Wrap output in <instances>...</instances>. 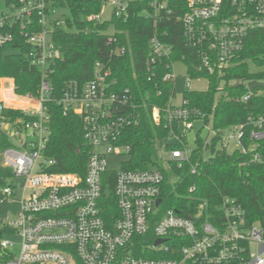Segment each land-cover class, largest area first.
Masks as SVG:
<instances>
[{"label": "built area", "instance_id": "1", "mask_svg": "<svg viewBox=\"0 0 264 264\" xmlns=\"http://www.w3.org/2000/svg\"><path fill=\"white\" fill-rule=\"evenodd\" d=\"M129 1L106 2L112 15L122 17L127 14ZM185 2L186 12L177 21L182 26L185 47L198 54L199 71L212 75L232 67L250 36L264 31V0ZM170 3L171 0H151L155 26L172 17ZM58 15L56 10H50L47 0H19L0 17V49L17 43L29 47L31 65L40 71L36 94L18 95L13 89L7 97L3 81H12L14 88V79L0 78V137L12 143L1 154V166L10 170L14 178L2 188L0 200L15 201L22 194L17 216L1 222L12 231L10 235L18 237L21 248L15 254L16 241L2 238L0 264H264V219L250 224L244 208L233 199L222 198L217 207L219 216L211 217L212 221L203 219L206 203L200 205L194 218L168 210L157 219L163 200L159 206L156 203L162 199L166 176L159 169H125L133 150L122 143V138L128 129L139 125L140 116L131 90L118 88L112 68L106 63L96 62L88 81L65 82L58 100L65 115L75 114L82 121L84 140L90 149L85 177L51 172L57 160L47 154V104L56 92V66L61 59V50L53 41L55 29L64 25ZM89 20L101 22V14ZM166 37L167 31L155 33L149 41L150 79L163 60H171L174 48L164 41ZM113 41L111 37L109 43ZM125 52L124 48L116 50L119 55ZM176 64L170 61L163 77V82L171 84L174 95L165 109L154 107L152 114L156 125L164 121L166 128H171L168 142L182 145L167 152L170 159L166 166L163 164L166 170L170 163L182 167L190 161L193 148L187 133L205 117L200 110L187 107L183 94L180 104H174L179 77ZM180 64L186 67V91H192L194 79L186 64ZM254 93L248 89L243 101H249ZM6 111L19 114L7 115ZM247 126H251L248 132ZM247 139L249 145L244 143ZM261 143L264 116L250 118L247 124L224 132L218 148L246 155L255 153ZM110 156L127 158L119 172L108 170ZM252 161H260L259 155L254 154ZM108 173L115 175L114 195L119 209L110 228L99 207ZM195 190L193 187L189 192ZM151 232L152 239L143 250L147 257L136 256L137 240ZM158 241L161 242L157 244Z\"/></svg>", "mask_w": 264, "mask_h": 264}, {"label": "trees", "instance_id": "2", "mask_svg": "<svg viewBox=\"0 0 264 264\" xmlns=\"http://www.w3.org/2000/svg\"><path fill=\"white\" fill-rule=\"evenodd\" d=\"M19 0H4L0 3L2 12ZM50 10H56L64 25L55 29L53 41L61 50V59L57 63L59 74L54 81L56 92L47 104L50 114V136L47 154L57 160L51 170L60 174H78L85 177L90 149L86 145L82 121L75 114H64L58 105L65 82L88 81L93 77L96 62H103L112 68L119 89H130L140 116V123L131 127L122 138V143L132 146L130 159L124 164L126 170L138 171L159 169L165 173L166 180L162 191L163 204L157 216L161 218L166 211L173 210L179 215L194 218L200 205L203 219L212 221L218 215V205L223 197L240 204L247 213L250 224L264 219V143L255 153L241 154L219 150L224 132L233 127L247 124L250 118L264 116V88L255 90L247 102L243 97L248 94V82H264V31L254 33L246 43L242 53L234 60V65L208 74L199 71L198 54L187 49L181 24L177 21L186 12L185 0H171L174 12L170 20L155 26L151 0H130L127 14L122 17L111 16L106 22L89 20L102 13L107 0H47ZM113 28L114 33L108 31ZM167 31L164 41L173 46L171 60H163L154 78L150 79L147 60L150 58V39L155 33ZM115 41L109 43V39ZM124 48L122 55L116 50ZM30 48L20 44L0 49V78L14 79V90L18 95L36 94L40 83V71L31 65ZM171 62H181L188 67V74L194 79L207 78L208 90L205 92L186 91L183 98L190 109H198L204 114L203 128L209 127L214 136H202V129L196 134L195 148L190 161L182 167L170 163L166 170L158 160L160 150L166 152L182 148L178 142H168L172 136L165 122L156 125L153 108L165 109L173 97L171 84L163 82L164 74ZM257 68V70L254 69ZM258 68H260L258 70ZM5 83V81H3ZM7 115L19 114L6 111ZM177 133L176 126L173 128ZM251 126H247V132ZM249 145L248 139L244 142ZM12 143L0 137V188L7 185L6 179L12 172L1 166V154ZM258 154L260 161H252ZM196 170L193 174L192 171ZM115 175L104 176L103 197L99 207L101 215L110 228L119 216L118 204L114 195ZM195 187L194 193L190 189ZM1 199V191H0ZM12 231L0 222V242ZM153 233L138 239L136 256L147 257L143 250L152 239ZM1 246V245H0Z\"/></svg>", "mask_w": 264, "mask_h": 264}, {"label": "rangeland", "instance_id": "3", "mask_svg": "<svg viewBox=\"0 0 264 264\" xmlns=\"http://www.w3.org/2000/svg\"><path fill=\"white\" fill-rule=\"evenodd\" d=\"M0 3L1 5H4V0H0ZM111 15H112V9L108 7L107 2H105L103 4L100 21L101 22L109 21L111 19ZM108 33L113 34L114 33L113 28H110ZM254 69L257 70L256 67H254ZM259 69L260 68H258V70ZM176 73L177 75H179V77L177 80V94H176V98L174 99V104L178 105L181 102L183 92L186 91V83H185V77L187 75L186 67L180 63H177ZM208 87H209V80L207 78L193 80L190 86L192 91H197V92H205L208 90ZM3 88L7 90L5 95L7 97H10L11 95L10 91L14 89L12 81H8L4 83ZM201 129H202V136L208 138L209 141L214 136V133L210 131L209 127L203 128V123L201 121H198L195 123L194 129L187 133L190 148H195V137L196 134ZM233 147L234 145H232V148ZM157 155H158V160H160L166 166L167 161L170 159V154L164 150H160ZM107 161H108V170L110 172H119L122 169V164L127 161V158L125 156H110ZM13 181L14 178L12 176L6 179V182L8 184H11ZM1 190L2 189L0 188V191ZM21 199H22V194L19 193L15 201L7 200L5 202H1L0 200V222H6L8 219L10 218L14 219L17 216L21 208V204H20ZM4 237L12 238L16 241L17 246L14 249V253L18 254L21 248L20 240L18 239V237H14L13 235L10 234L5 235Z\"/></svg>", "mask_w": 264, "mask_h": 264}, {"label": "water", "instance_id": "4", "mask_svg": "<svg viewBox=\"0 0 264 264\" xmlns=\"http://www.w3.org/2000/svg\"><path fill=\"white\" fill-rule=\"evenodd\" d=\"M263 87H264V84H262V83H258V82H256V81H253V82L249 83V85H248V89H249L252 93H254L256 89L263 88ZM161 202H162V199H159V200L157 201L156 205L159 206V205L161 204ZM160 242H161V241H158L157 244H159Z\"/></svg>", "mask_w": 264, "mask_h": 264}]
</instances>
